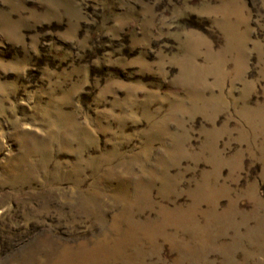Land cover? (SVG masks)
Instances as JSON below:
<instances>
[{"label": "rangeland", "instance_id": "374dc122", "mask_svg": "<svg viewBox=\"0 0 264 264\" xmlns=\"http://www.w3.org/2000/svg\"><path fill=\"white\" fill-rule=\"evenodd\" d=\"M0 264H264V0H0Z\"/></svg>", "mask_w": 264, "mask_h": 264}]
</instances>
